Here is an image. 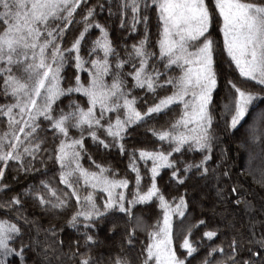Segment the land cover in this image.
I'll return each mask as SVG.
<instances>
[{
  "label": "snow or ice",
  "instance_id": "6c2138e0",
  "mask_svg": "<svg viewBox=\"0 0 264 264\" xmlns=\"http://www.w3.org/2000/svg\"><path fill=\"white\" fill-rule=\"evenodd\" d=\"M215 7L223 19L220 31L231 63L240 77L264 91V0H215ZM99 8L104 11L105 5L99 3ZM152 8L161 27L158 53L148 50L147 13ZM78 9H81L80 20L74 15ZM107 11L109 17L118 15L120 27H126L129 33H135L141 24L145 28L144 38L132 44L131 51L125 45L124 57L113 46L107 28L96 21V6H89L88 0H0V95L11 98L10 103L0 104V117L7 122V130L0 134V181L10 162L18 172L31 174L39 171L37 162L44 166L47 159L59 166L58 183L65 186L57 189L51 180L41 179L39 185H30L12 194L10 199L0 201V209L13 211L16 221H22L0 219V264H68L69 261L103 264V257L97 260L92 255L96 239L91 229L95 222L114 212L129 217L131 227L126 242L132 247L137 231L145 229L142 217L136 216L132 209L136 204L153 201L154 197L163 209V220H158L148 231L149 242L141 252L140 264H192L189 258H197L200 245L189 236L193 229L206 227L205 220L197 219L188 225L180 245L184 252L178 255L173 247V216L180 218L177 226L183 227L189 202L184 195L178 201L174 198L172 203L165 199L157 186L162 169H170V179L179 185L193 177L215 181L217 206L212 211L222 220L216 229L205 230L203 237L213 241L223 226L232 231V239L227 252L222 245H207L201 264H264V220H257L252 214L250 193L238 182L229 184L230 171L209 165L214 135L210 104L217 87V73L213 41L205 35L210 25L205 0H115V4L108 0ZM73 23L82 24V29L70 47H63L66 31ZM90 29L98 30L99 37L91 42L90 59L85 60L81 56V43ZM193 41L200 43L190 51ZM69 59L74 60L77 71L90 63L87 86L79 75L75 85L62 86V71ZM177 70L178 75L170 74ZM108 76L112 78L110 84L105 79ZM128 77H131L130 88ZM228 83L235 90L233 105L227 108L231 113L228 126L236 129L258 95L232 81ZM135 89L158 99L146 110L138 109L137 97L132 95ZM74 92L87 98L86 107L70 100L65 110L57 103ZM174 104L182 106L179 118L168 128L149 129L160 147L137 149L129 155V167L136 173L132 199H126L125 193L118 191L128 188L127 178H116L115 172L94 160L97 170L83 167L85 136L91 138L97 151L118 147L124 154L123 140L129 134L128 129L157 120ZM73 130L79 135H74ZM247 135L251 143L250 160L260 161L250 175L254 183L264 187V126L250 128ZM49 136L51 148L44 147ZM137 152L150 172L151 183L146 192L141 189ZM187 152L199 153L200 160L187 162L173 155L183 156ZM88 159L92 160L91 155ZM41 175L47 176V171ZM10 191L9 185L0 183V196ZM81 191L86 194L81 195ZM96 192L104 194L102 205L97 202ZM73 198L75 211L67 224L77 232V238L72 241L73 247L65 251L55 226L43 227L35 216L27 214L24 205L34 201L44 213L58 216L69 209ZM230 206L243 207L245 223H237L235 215L229 212ZM110 264H132V261L119 256Z\"/></svg>",
  "mask_w": 264,
  "mask_h": 264
},
{
  "label": "trees",
  "instance_id": "16d2710c",
  "mask_svg": "<svg viewBox=\"0 0 264 264\" xmlns=\"http://www.w3.org/2000/svg\"><path fill=\"white\" fill-rule=\"evenodd\" d=\"M115 4V0H112ZM89 6H96V21L104 25L108 30L109 39L112 41L116 51L120 53L121 57H124L125 45H127L128 51H131V45L137 43L140 39L144 38L145 28L144 26L138 25L135 33H129L128 29L121 28L119 24L118 15L109 17L107 11L108 0H99V3L105 5V10L100 11L98 0H88ZM206 5L210 12V27L206 36L213 41V59L214 68L217 73V87L212 93V101L210 104V111L213 117V158L209 161L211 168H217L218 170H228L232 174V179L229 184L238 182L243 185L250 195L248 199L252 201L254 205V212L252 213L257 220H264V187L254 183L250 172L253 171L260 163L259 159L250 160L249 153L251 151V143L247 133L252 127L260 128L264 126V91L260 90V86H256L254 82L247 81L245 78L239 76L238 70L235 65L231 63L230 58L225 52L221 37H220V17L216 11L214 0H205ZM83 8V5L81 6ZM115 11V7L113 8ZM76 20L81 19V9L77 10V14H74ZM148 15V50L155 51L158 53L159 49L157 41L160 39L161 27L158 20V14L154 8L150 9ZM82 29V24L73 23L69 25L66 31L65 40L62 44L63 47H70L71 43L76 36L79 35V31ZM99 37V32L96 29H90L89 33L86 34V38L81 43V56L85 60H89L88 50L91 48V42ZM102 55V54H101ZM95 58V57H92ZM91 67L90 63H86L84 70L77 71L74 66V60L69 59L65 64L62 71L64 77L62 81L63 87H68L70 84L75 85V78L79 75L81 82L86 86L89 78L87 69ZM127 70V65L125 66ZM171 75H178L179 71L170 73ZM106 81L111 83V76L105 78ZM128 87H131V77H128ZM229 81L235 83L238 87L244 90H250L257 93L258 98L253 101L249 106V112L246 114L244 119L241 121L236 129H232L228 126L231 119V113L227 110L228 106L233 105V98L235 90L229 85ZM164 93H161L163 95ZM132 95L137 97V107L141 110L153 104L158 98L153 96L151 93H147L141 89H135ZM70 100L79 102L82 106H87V98L82 96L80 93H72L70 97H61L57 103L67 110V105ZM11 102V98H5L0 95V104H7ZM180 105L174 104L170 106V109L166 110V114L162 113L157 120L150 121L147 125H132L128 129V135L123 140L125 146L124 154H121L119 148H113L110 151L100 149L97 151L96 146L93 144L90 137L85 136V148L86 152L83 154L81 164L84 168L90 170H97L95 164L92 163L94 160L96 164H100L104 167L110 168L116 173V178H127L129 180L128 188L126 189V199H132L133 193L136 191L135 175L136 173L131 171L129 167V155L137 149H157L160 147L158 139L152 135L149 131L150 128H156L162 130L168 128L172 121L178 119L181 114ZM112 115V114H109ZM7 130L6 118L0 117V134ZM73 130V134H74ZM21 138L23 134L21 133ZM43 135V133H42ZM74 135H79L77 134ZM51 136L48 137V142L44 147L51 148ZM166 149L167 144L163 145ZM45 157L46 153L42 154ZM91 155L92 160L88 159ZM137 155V164L142 176L141 189L147 191L150 187V172L144 165L143 161L139 160V154ZM176 159L185 160L187 162H198L200 160V154L194 152H187L185 155L173 154ZM13 162H10L9 167L5 168V175L0 183H6L10 186L11 191L7 195L0 196V201L10 199L11 195L22 191L30 185H39L41 179H48L53 182V187L57 189H64L65 186L58 183L59 166L52 160L45 159L44 166H41L39 162L36 163V167L39 171L24 174L18 172L12 167ZM151 167V161L148 162V168ZM47 171V176H42L41 173ZM170 169H162L160 176L157 177V186L160 192L165 196V199L172 203L175 198L177 201L181 195H184L186 200L189 202L188 217L183 227H178L179 217L173 219L174 232H173V247L180 255L184 250L180 247L184 236L187 234L188 225L194 224L197 219H204L205 225H201L199 228H195L192 231V235L189 239L200 245L199 252L196 254L197 258L192 259V264H201V259L207 252V245L215 243L222 245L225 251H229L228 244L232 239V231L226 230L221 226L218 230L217 237L213 238V241H208L207 238L203 237L205 230H213L217 228V225L221 222L222 217L215 214L212 209L216 205V187L215 181L213 180H198L193 177L187 180L184 185H179L175 181L170 179ZM86 194L81 191V195ZM47 195V194H46ZM97 202L102 205L104 195L96 194ZM75 198L72 200V204L69 209L60 214L55 215L51 212L44 213L38 204L34 201H27L24 207L27 209V214L35 216L39 223L47 228L55 226L58 237L64 241V249L68 251L73 247L72 241L77 238V232L70 228L67 224V220L71 213L75 211L74 207ZM133 213L136 216L142 217L145 229L137 231L135 244L130 247L126 242V233L129 231L131 225L128 223L129 217L123 213L114 212L109 213L107 218L96 221L95 226L91 229V233H94L96 244L93 248L92 255L95 259L99 260L103 257V264H110L111 261L115 260L119 256H127L131 259L132 264H140L141 252L149 242L148 231L151 226L156 224L163 218V209L159 206L157 198H153V201L145 204H136L133 209ZM229 212L235 215L238 224L246 222V215L243 207L235 208V206L229 207ZM0 219H8L11 222L16 221V216L13 211L0 209ZM18 223H22L19 221ZM29 233L26 229L25 239L27 240ZM83 244V240H80ZM81 251L84 249L81 248ZM68 264H73L69 261Z\"/></svg>",
  "mask_w": 264,
  "mask_h": 264
},
{
  "label": "rangeland",
  "instance_id": "374dc122",
  "mask_svg": "<svg viewBox=\"0 0 264 264\" xmlns=\"http://www.w3.org/2000/svg\"><path fill=\"white\" fill-rule=\"evenodd\" d=\"M214 4H215V0H214ZM216 11L218 12V14H219V11H218V9H216ZM219 17H220V15H219ZM210 20H211V18H210ZM219 21H220V28H219V31H220V29H221V27H222V25H223V19H222V17H220V19H219ZM209 27H210V25H209ZM206 35V34H205ZM220 37H221V41H222V45H223V33L220 31ZM204 38L203 37H201L200 38V41H202ZM200 41H193V42H191V47H190V51H194L195 50V46L197 45V44H199L200 43ZM223 48H224V45H223ZM226 52V51H225ZM86 86H87V84H86ZM234 102V101H233ZM232 102V103H233ZM97 113H99V109L97 108ZM231 120V119H230ZM239 125H237V127H238ZM233 129V128H232ZM74 134H77V132H74ZM118 191H123L124 193L126 192V189H120V190H118ZM101 194V196H102V194L103 193H100V192H96L95 193V195L96 194ZM104 195V194H103ZM174 218H176V216H173V219ZM162 220H163V218H162ZM162 220H161V222H162Z\"/></svg>",
  "mask_w": 264,
  "mask_h": 264
}]
</instances>
